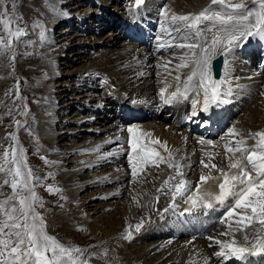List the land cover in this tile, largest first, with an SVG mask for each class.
I'll return each instance as SVG.
<instances>
[{"label":"bare ground","instance_id":"1","mask_svg":"<svg viewBox=\"0 0 264 264\" xmlns=\"http://www.w3.org/2000/svg\"><path fill=\"white\" fill-rule=\"evenodd\" d=\"M23 1L15 16L26 21L29 36L14 43L13 81L19 80L20 98L12 103L9 117L13 119L17 107L16 120L23 126L17 127L15 120L11 131L18 137L14 145L23 147L27 161L37 154L57 162L48 165L49 171L56 175L66 200L63 209L45 214L49 218L48 234L55 237L58 232L65 238L84 229L77 233L79 238L108 248L109 257L104 260L115 264H264V255L244 260L214 255L220 250L215 240H230L229 225L236 227L233 221L237 217L226 216L231 199L225 205L212 200V207L205 206L210 198L195 207L188 199L196 196L198 184L200 195L218 193L222 176L211 165L233 174L226 145L234 146L233 142L243 136L247 141L244 147L252 148L256 140L249 139L248 134L264 129V58L262 64L254 66L259 62L255 55L259 46L263 53L258 57H264V40L249 38L225 55L227 64L224 61L217 80L224 81L222 91L227 102L204 112L202 93L200 97L192 93L187 100L172 104H165L160 97L162 88L167 89L165 96L175 90L177 74L181 75L182 86L190 70L176 68L185 50L158 47L166 39L159 13L165 4L177 14L196 13L210 0H145L138 9L133 2L124 10V0ZM92 1L94 7L90 6ZM246 3L252 6V0ZM62 20L66 25L52 35L51 30ZM116 21L123 33L115 26ZM74 26L80 29L73 30ZM105 26L111 30L92 35ZM129 29L132 32H127ZM4 60L0 58V102L7 83L12 82L7 76L11 63L7 68ZM196 99L200 103L194 105ZM72 107L77 111L62 117ZM2 109L0 112H6ZM194 109L197 115L193 117ZM22 111L27 115H21ZM110 116L114 119L109 120ZM57 117L60 122L54 121ZM227 121L230 125L225 128ZM128 128L135 130L142 143L159 140L166 144V148L151 145L165 161H158V166L143 165L133 177L128 156L135 153L128 143L132 138ZM233 128L241 135H232ZM2 136L0 131V145ZM97 146L98 153L91 151ZM109 152L115 155L98 159ZM173 161L182 165V177L168 167ZM201 175L216 179L203 183ZM170 176L175 179L169 181L165 191L179 179L187 181L189 188L177 197L174 209L165 213L171 194L156 189ZM4 188L0 189V200L9 195ZM141 221L143 226L136 231ZM224 232L229 235H221ZM129 234L132 238L125 239ZM241 239L237 234V240Z\"/></svg>","mask_w":264,"mask_h":264},{"label":"snow or ice","instance_id":"2","mask_svg":"<svg viewBox=\"0 0 264 264\" xmlns=\"http://www.w3.org/2000/svg\"><path fill=\"white\" fill-rule=\"evenodd\" d=\"M7 3L8 0H0V25H2L0 57L12 52L13 55L9 59L15 61L14 43L21 42L28 32L27 25L11 27L16 20L22 17L15 16L16 5L14 3L11 5L10 14ZM144 3L145 0H134L133 7L138 9ZM159 15L163 18L161 29L166 39L158 47H175L185 50L179 57L180 63L176 65V68L190 70L184 76L182 86L181 75L177 74L174 91L165 96L167 89L160 90L163 102L172 104L174 101L187 100L192 93L196 97H200L202 93L204 112H207L212 105L219 106L226 103L222 91L224 81L212 78L211 62L216 55L231 53L249 38L256 37L264 40V0H252V6H249L246 0H237V2L210 0V4L199 12L187 14L172 12L165 4L160 9ZM40 37L43 40V31ZM225 63L227 64V60ZM16 96L20 98L19 80L16 84ZM199 103V99L193 101L194 105ZM24 108L26 109L27 105H24ZM21 115H27V112L22 111ZM196 115L197 112L194 109L191 116ZM15 124L17 127L23 126L19 120H16ZM127 131L132 137L128 141L129 146L132 153H135V156L131 153L128 156L133 177L137 175L138 168L141 166L148 164L158 166V161H165V158L151 145L159 144L166 148V144L159 140L142 143L133 128H128ZM230 133L241 135L234 128L230 129ZM9 136L11 140L18 143L16 134H9ZM248 138L256 140L252 148L244 147L247 141L243 136L233 142L234 146L226 145L225 147L226 154H230L228 155V167L233 170V174L219 169L216 164L211 165L222 176V181L218 185V193L206 192L200 195L198 184L196 196L188 197L193 207L206 198H210L206 207H212V200L221 205H225L230 199L232 201L227 204L226 216L237 217L233 221L236 227L232 228L231 224L229 225L230 240H215V243L220 246V250L214 253L217 258L234 257L237 260H244L247 256L264 255V131L249 133ZM200 142L203 143V141ZM91 151L98 153L100 147L97 146ZM237 154L239 158H236ZM112 155L115 153L109 152L99 156L98 159H107ZM41 159H44L46 164L57 163L50 162L45 157ZM201 164L205 168L209 166L203 160ZM168 167L174 168L178 176H183L182 165L178 162H170ZM0 174L4 177L0 180V189L4 186L10 189V194L0 200V264H88V260L81 259L83 255L81 248L66 246L48 234L46 221L37 211V208L43 207V204L35 190L41 186L44 178L33 174L22 146H10V151L5 148L0 156ZM173 179L175 178L170 176L156 189L157 192H164L165 195L171 194V202L163 209L165 213L174 209L177 197L183 196L189 188L187 181L179 179L165 191V186L169 185V181ZM210 179L216 178L210 175L200 177L203 183H207ZM46 190L50 194L61 191L52 186H48ZM2 194L0 192V195ZM61 199H66V197L62 196ZM156 199L158 201L159 197ZM142 226L143 221L136 225V231H139ZM237 234L242 238L239 241ZM221 235L227 236L229 232L221 233ZM124 238L131 239L132 237L129 234ZM208 239L213 240L212 237Z\"/></svg>","mask_w":264,"mask_h":264},{"label":"rangeland","instance_id":"3","mask_svg":"<svg viewBox=\"0 0 264 264\" xmlns=\"http://www.w3.org/2000/svg\"><path fill=\"white\" fill-rule=\"evenodd\" d=\"M13 3L16 5V9H17V8H19L20 6H22L24 4V1L23 0H8V3H7L6 6L7 7H8V5L10 6L9 7L10 14H11V11H12L11 10V5ZM86 5H89V4L86 3ZM91 5H92L91 7H94L93 6L94 3L91 4ZM101 9H102L101 12L103 13V11L105 10V8L102 7ZM94 12H96V11H94ZM66 16H68V15H66ZM61 22H64V23L62 25H60L56 30L55 29L51 30V34L52 35H56L57 34L56 31L59 28H61V27H63L65 25L66 20L58 21L57 22V25L55 27H57ZM117 23L120 25V22H117ZM117 23H116L115 26H118ZM26 25H27L26 21H24V19L22 18V19L16 20V22L14 24H12L11 27H13V28H15L17 26L24 27ZM1 26L2 25H0V30H2V27ZM75 29H79V28H76V26H74L73 30H75ZM110 30H111V28L109 26H105L104 28H102L100 30H97L96 32H93L92 35H94V36H101V35L107 33ZM27 32H28V35L25 36V37H23V38H27L29 36V27H28V25H27ZM125 36H126L125 38L128 41H130V42L133 41V39L131 37H129L127 35H125ZM25 46H27V44ZM14 50H15L14 51V53H15L16 52L15 46H14ZM68 52L69 51H67L66 54ZM11 55H13V53L12 52H9L7 56L0 57L2 61L5 59L4 61H5V65L7 66V68H10L9 66H10V63H11L10 73L7 76L9 77L10 81H12V82H8L7 83V87H6V89H5V91H4L3 95H2V97L4 99L2 98V102H0V109L3 108L2 110L3 111H6V112H3V113L0 112V131L3 132V136H2L3 140H2V143H1L2 145H0V149H1L0 150V156H2L5 148H8L9 151H10V146H13L14 145V142L15 141L11 140L9 134H13V132L11 131V126L13 127L12 122L15 121L16 118L19 115V113L17 112V107L15 108V111L13 113V119L9 117V113H8L9 110H11L12 103L17 102V100H18V98L16 96V84L17 83H15V81H13V79H14V76H13L14 69L12 67V64L16 63V59H15V62L14 61H11L9 59V57ZM15 56H16V53H15ZM25 56H26V54H24V58H25ZM68 58L69 57H67V59ZM68 61H70V58H69ZM254 66H256V65H254ZM10 83H12V84H10ZM20 89H22L21 86H20ZM19 94H20V92H19ZM59 102H62V100H60ZM73 111H77V110L75 108H73V107L70 108V109H68L62 117H66L67 115H70ZM111 116H113V115H111ZM114 117H116V113L114 114ZM114 117H111L109 120L114 119ZM7 120H8V122H7ZM178 120H179V122H181L180 120H182V118H180ZM54 121L55 122H60L59 121V117L55 118ZM63 122H65V121H63ZM70 125L72 126L74 124L71 123ZM260 131H264V129H258L257 132H260ZM41 157H45V156L37 155L36 154L34 156L29 157L28 158L29 161H27V162H28V166L32 169L34 175L36 173H38V172H43L44 173V176H38V177H42L44 179H42V181H41V186H38L35 190H36L37 195H38V197L40 198V200H41V202L43 204V207H38L37 208V211L40 212L43 215V217H44V219L46 221V225H47V223L49 222V218H47L45 216V214L48 211H50L51 209H54V210L56 208H58L60 210L63 209L64 207L63 206L61 207V205L65 202L66 199H61L62 196L65 197V195L62 193V191L56 192L54 194H50L46 190L48 186H52L53 188H59V189H61V187H59V185H57L56 175H52V176H49L48 175L50 173V171H49L50 170L49 169L50 164H46L45 161H44V159H41ZM45 158L48 160L47 157H45ZM32 159H36V162H32L31 163L30 160H32ZM0 175H1L0 176V180H2L4 178L3 177V174H0ZM162 183H163V181H162ZM4 191L7 192V194H10V189L7 186H5ZM97 201H99V200H97ZM51 221H53V220L51 219ZM81 230L84 231V229H79L78 232L76 231V233L74 235H72V237H65V238H64V236L62 234L56 232L55 238L60 243L66 245V246L79 247V248H81L83 250V255H82L81 259L82 260H88V264H115V262L113 263L111 261L104 260L105 258L109 257V253H108L109 252L108 251L109 249L108 248L101 249L95 243H93V244L92 243L91 244H87V243H85L84 240L80 239L79 238L80 235L77 234V233H79ZM74 255H79V254H74ZM98 255H100L101 257L98 256Z\"/></svg>","mask_w":264,"mask_h":264},{"label":"water","instance_id":"4","mask_svg":"<svg viewBox=\"0 0 264 264\" xmlns=\"http://www.w3.org/2000/svg\"><path fill=\"white\" fill-rule=\"evenodd\" d=\"M219 60L221 61L222 60V55H217L213 60H212V66L214 67V62H215V66L217 69V66H218V63H219ZM217 75V74H216Z\"/></svg>","mask_w":264,"mask_h":264}]
</instances>
